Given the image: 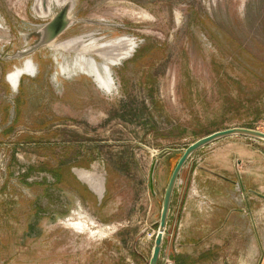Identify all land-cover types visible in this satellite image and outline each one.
<instances>
[{
  "label": "rangeland",
  "instance_id": "374dc122",
  "mask_svg": "<svg viewBox=\"0 0 264 264\" xmlns=\"http://www.w3.org/2000/svg\"><path fill=\"white\" fill-rule=\"evenodd\" d=\"M66 1L67 30L38 47L58 0H0V264H150L185 149L264 133V0ZM91 39L126 55L76 67ZM222 191L244 216L234 238L264 248V141L231 137L186 164L159 264H176L192 196L215 207Z\"/></svg>",
  "mask_w": 264,
  "mask_h": 264
},
{
  "label": "crops",
  "instance_id": "0c3cea01",
  "mask_svg": "<svg viewBox=\"0 0 264 264\" xmlns=\"http://www.w3.org/2000/svg\"><path fill=\"white\" fill-rule=\"evenodd\" d=\"M226 194L218 193L223 201L214 203L215 207L195 201L194 195L188 201L181 223L182 245L177 251L176 264H264V248L258 241L247 235L244 241L234 238L232 225L236 218L242 222L244 216L236 217Z\"/></svg>",
  "mask_w": 264,
  "mask_h": 264
},
{
  "label": "water",
  "instance_id": "95a60500",
  "mask_svg": "<svg viewBox=\"0 0 264 264\" xmlns=\"http://www.w3.org/2000/svg\"><path fill=\"white\" fill-rule=\"evenodd\" d=\"M69 10H70V6L63 7L61 11L53 18V20L45 27L44 32H43L42 42L40 43L38 47L43 46V45H48L54 42L60 35H62L67 30L69 26V17H68ZM231 137H247V138H253V139L264 141L263 132L248 129V128H232V129L218 131L208 136H205L197 140L196 142H194L193 144H191L189 147L185 149L182 157L180 158L178 164L176 165L173 171V174L170 178V181H169V184L166 190L162 213H161V219L159 223V231L156 236L155 246L153 249V254H152L150 264H159L163 242H164V236H165V232H166L167 225H168V218L170 214V208H171L173 195L180 181V176L184 168L186 167V164L191 159V157L199 150L217 141H220L226 138H231ZM157 163L158 161H156L153 164L152 169H151V174H150V189L154 196H156L154 177H155V170H156ZM242 188L244 190L243 185H242ZM255 194H257L259 197L264 199L263 194L258 193V192H255Z\"/></svg>",
  "mask_w": 264,
  "mask_h": 264
},
{
  "label": "bare ground",
  "instance_id": "6f19581e",
  "mask_svg": "<svg viewBox=\"0 0 264 264\" xmlns=\"http://www.w3.org/2000/svg\"><path fill=\"white\" fill-rule=\"evenodd\" d=\"M57 5L59 6V7H69L70 6V4L69 3H67V1L66 0H58V2H57ZM70 12H71V6H70V10H69V14H68V17L70 16ZM70 19V18H69ZM53 43V42H52ZM52 43H50L51 44V47H53L55 44H52ZM50 44H48V45H50ZM66 46V50H70L69 48H68V45L66 44L65 45ZM130 47V46H129ZM68 48V49H67ZM80 48V50H78L77 52H75V54H76V56H75V59H73V62L75 63H73V65H75L76 67L78 66V64L80 63V65H84L85 66V61H83V59H78V56L77 55H79V54H81L83 51L84 52H86V53H88V54H90V55H92V54H105V55H107V54H109V55H112V54H114L115 55V57H116V60L115 61H119V59L123 56H125L126 54L124 53H122V51H121V48H118V49H114L115 50V52H113V50L112 49H110V48H108V45H106V43H100V42H98L97 40H94V39H91L90 40V42H88V43H86L85 42V44L82 46V47H80V44H78V45H76L73 49H79ZM72 49V50H73ZM132 49V48H131ZM124 50V49H123ZM129 54V53H128ZM113 55V56H114ZM77 57V58H76ZM112 72V71H111ZM110 72V73H111ZM109 73V74H110ZM108 82H109V80H108ZM14 83V82H13ZM102 83V82H101ZM105 83V82H104ZM110 83V86H112L113 85V83L112 82H109ZM115 84V83H114ZM108 87V86H107ZM76 175L79 177V179H82V181H84L86 184H88L90 187H91V189H93L94 191H98V193L102 196V194H103V191H104V188L102 187V185H99L100 183H98V182H94V180H90L88 177H87V175L85 174V173H83L82 171H79V173L77 172V170H76Z\"/></svg>",
  "mask_w": 264,
  "mask_h": 264
}]
</instances>
